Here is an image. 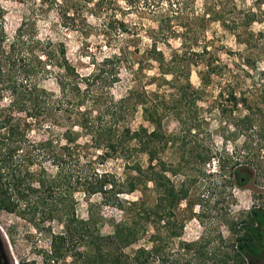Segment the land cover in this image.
I'll return each mask as SVG.
<instances>
[{
    "label": "trees",
    "instance_id": "trees-1",
    "mask_svg": "<svg viewBox=\"0 0 264 264\" xmlns=\"http://www.w3.org/2000/svg\"><path fill=\"white\" fill-rule=\"evenodd\" d=\"M40 3L42 8H55L67 26L77 23L89 26V16L100 21L106 46H118V52L101 61L91 57L93 71L82 76L70 62L64 43L56 46L50 40L39 41L36 71L39 68L38 73L45 76L47 72L58 70L56 81L60 94L55 95L38 84L32 87L27 85L28 81H22L25 67L21 64L23 58L19 57L18 48L24 44L23 36L19 35L18 42L13 43L9 51L5 50L3 19L0 21V84L13 98L10 105L0 109V119H4L0 130L9 126L8 137L0 141V212L16 214L37 230L49 224L45 227L50 232V250L45 254L47 264H253L263 261L264 206H254L249 211L248 220L242 224L244 232L237 237L231 251L212 247L211 236L185 241L182 235L184 222H170L169 219L180 201L187 199L188 191L184 187L176 191L171 185L165 174L167 165L164 161H160L161 171L157 173L151 167L163 150V135L158 131L150 133L145 126L134 131L124 125L131 111L139 106L143 118L157 125V129L169 116L190 119L191 113L198 112V103L210 85L215 69L212 62L202 58L209 54L208 48L193 47L199 45V34L211 23L221 22L225 26L227 7L223 0L206 3L203 13L196 10L197 0H40ZM145 20L148 25H144ZM144 36L151 39L152 44L142 52L143 57L157 64L160 72L162 84L156 87L167 86L175 95L168 99L160 90H131L116 100L110 92L105 93L104 88L118 82L122 66H126L134 77L144 71L143 60L136 59L141 53L139 47H134V51L130 49ZM171 39H179L185 51L183 55L172 51L171 59L167 60L158 45L169 46ZM122 42V45L118 44ZM187 43L190 48L185 47ZM193 58H198L207 68V71L199 72V88L191 82L190 69L198 64ZM52 67L56 70H51ZM167 76L173 79H167ZM230 98L235 108L240 104L246 106L247 101H241L235 93ZM18 114L31 119H51L65 131L57 141H29L26 130L15 132L18 128L11 124L15 120L20 127ZM28 124L25 122L24 126L27 128ZM83 137L90 138L89 144L78 142ZM133 142L138 146H133ZM26 143H30L31 148L25 155H18ZM154 144H157L156 148ZM88 147L103 151L102 158L144 153L149 156L150 166L143 169L134 165L131 169L135 173L128 174L124 181L108 172L101 175L95 172L96 177L92 180L86 175L80 153ZM205 158L199 155L201 162H205ZM46 160L57 167L55 175L49 174L41 164L38 173L30 171L37 161L43 163ZM68 161L74 164V174L69 171L64 174ZM20 162L23 164L19 165ZM246 164L235 167L232 172L239 186L247 185L252 178V171ZM225 168L223 162L221 169ZM150 182H154L161 193L155 207L150 204L147 194ZM63 185L66 186L65 196L57 191ZM80 187L90 196H104L105 205L122 212L120 220L108 221L113 229L111 234L102 233L101 226L107 221L103 215L94 212V205L90 204L87 220L78 217L75 193ZM137 192L141 197L136 201L121 198ZM165 218L171 228L167 227ZM53 223L60 224L63 231L54 233ZM2 240L0 238V264H8L1 253Z\"/></svg>",
    "mask_w": 264,
    "mask_h": 264
},
{
    "label": "rangeland",
    "instance_id": "rangeland-1",
    "mask_svg": "<svg viewBox=\"0 0 264 264\" xmlns=\"http://www.w3.org/2000/svg\"><path fill=\"white\" fill-rule=\"evenodd\" d=\"M213 1L197 0L196 10L203 13L206 3ZM223 2L227 7L226 27L221 22L211 23L206 31L199 34V45L193 47H207L209 54L202 58L206 62H212L215 69L212 81L198 103V112L191 113L190 119L169 116L162 120L161 128L157 129V125L143 118L139 106L131 111L124 125L134 131L145 126L150 133L158 131L163 135V150L151 167L157 173L161 171L160 161H164L167 165L165 174L170 178L171 185L176 191L183 187L188 191L187 199L180 201L169 219L170 222H184L183 239L198 241L204 236H211L212 247L231 251L237 237L244 232L242 224L248 220L249 211L254 206H264V0ZM0 18V21L3 19L2 29L6 35L5 50L9 51L11 45L18 42L19 35L23 36L24 44L18 48L19 57L23 58L21 64L25 67L22 81H28L27 85L32 87L38 84L55 95L60 94L56 81L58 70L52 67L51 70H56V73L47 72L45 76L38 73L41 71L39 68L36 71V59L40 55L39 41L50 40L56 46L64 43L70 62L82 76H88L93 71L91 57L101 61L118 52V46H106L105 38L100 32V21L89 16V26L81 23L67 26L55 8H42L40 0H0ZM132 19L136 21L135 17ZM249 20L252 22L249 23ZM148 24L145 20L144 25ZM20 28L22 32L19 33ZM118 44L122 45L123 42ZM151 44V39L144 36L142 41L131 45V51H134V47H139L141 53L136 59L143 60L144 71L134 77L125 69L126 66H122L118 82L104 88L105 93L110 92L116 100L122 99L131 90H160L168 99L174 97V90L167 86L162 89L156 87L162 84L158 66L147 57L144 59L142 54L151 48ZM169 44L158 45L165 52L167 60L171 59L172 51H179L183 55L185 49L182 50L179 39H171ZM187 45L185 47L190 48L189 43ZM197 59L193 58L198 64L190 70L191 82L194 87L199 88V72L207 71V68L206 64H200ZM167 77L173 79L172 76ZM0 89L1 109L10 105L13 98L3 90L1 84ZM232 93L241 101H247L246 106L240 104L235 108L230 98ZM247 116L249 119H245ZM17 117H21L20 127L15 120L11 123L18 128L15 132L23 133L26 130L29 141H57L65 131V128L57 127L51 119H31L25 117V114H18ZM3 120L0 119V123ZM25 122L29 123L27 128L24 126ZM8 129L9 126H6L0 130V141L8 137ZM89 140V137H83L78 142L85 145L89 144ZM132 145L138 146L135 142ZM153 147L156 148L157 144ZM29 148L30 143L23 144L18 155H25ZM80 153L83 168L87 170L86 175L92 180L96 177L95 172L98 175L108 172L124 181L128 174L135 173L131 169L134 165L138 164L143 169L150 166L149 156L144 153H131L129 157L102 158L100 155L103 151L90 147L83 148ZM201 154L206 156L205 162L199 160ZM42 162L37 161L30 171L38 173L41 164L49 174L57 173L58 169L51 161ZM223 162L225 169H221ZM21 164L23 163L20 162L19 165ZM245 164L250 167L252 178L247 185L239 186L232 172L235 167ZM73 166L68 161L64 174L67 175L68 171L69 174H74ZM57 191L65 196L66 186H59ZM147 194L150 204L155 207L161 193L154 182L148 184ZM103 197L99 194L90 196L80 187L75 193L77 215L87 220L90 204L94 205V212L103 215L107 221L101 226L102 233L111 234L113 229L108 221L120 220L123 214L117 208L105 205ZM139 197V192L121 196L128 201H136ZM169 220L164 219L167 227L171 228ZM47 226L49 224L37 230L16 214L0 212V238L5 240H2L1 253L8 264H47L45 254L50 250V232L45 228ZM51 226L54 233L63 231L58 223ZM253 264H264V260Z\"/></svg>",
    "mask_w": 264,
    "mask_h": 264
}]
</instances>
